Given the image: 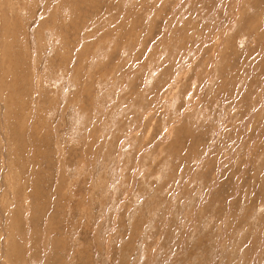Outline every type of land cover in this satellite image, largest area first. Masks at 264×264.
Wrapping results in <instances>:
<instances>
[{"label": "rangeland", "instance_id": "rangeland-1", "mask_svg": "<svg viewBox=\"0 0 264 264\" xmlns=\"http://www.w3.org/2000/svg\"><path fill=\"white\" fill-rule=\"evenodd\" d=\"M0 264H264V0H0Z\"/></svg>", "mask_w": 264, "mask_h": 264}]
</instances>
